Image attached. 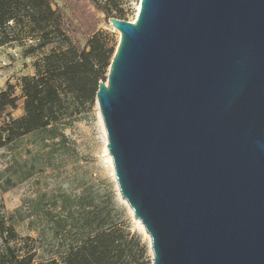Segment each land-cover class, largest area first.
Here are the masks:
<instances>
[{
	"label": "water",
	"instance_id": "water-1",
	"mask_svg": "<svg viewBox=\"0 0 264 264\" xmlns=\"http://www.w3.org/2000/svg\"><path fill=\"white\" fill-rule=\"evenodd\" d=\"M96 101L152 264H264V0H141Z\"/></svg>",
	"mask_w": 264,
	"mask_h": 264
},
{
	"label": "trees",
	"instance_id": "trees-1",
	"mask_svg": "<svg viewBox=\"0 0 264 264\" xmlns=\"http://www.w3.org/2000/svg\"><path fill=\"white\" fill-rule=\"evenodd\" d=\"M86 2L107 20H128L123 0H65L67 10L55 8L53 0H0V46L34 40L24 51L27 56L56 43L34 63L35 74L22 77L24 115L1 123L0 149L39 132H47L49 140L65 142L58 126L72 106L95 104L117 47L99 30V21ZM17 29L25 37L18 36L23 33H16ZM76 31L86 39L85 46L77 40ZM18 100L13 85L0 92V122L8 108L17 107ZM75 207L80 211L77 215L69 207V217L54 223L56 231L66 230L69 218L78 230L64 250L62 264H142L146 248L140 236L116 225L110 213L93 208L87 196L78 198ZM0 238V264H34L35 253L11 245L16 235L3 221Z\"/></svg>",
	"mask_w": 264,
	"mask_h": 264
},
{
	"label": "rangeland",
	"instance_id": "rangeland-1",
	"mask_svg": "<svg viewBox=\"0 0 264 264\" xmlns=\"http://www.w3.org/2000/svg\"><path fill=\"white\" fill-rule=\"evenodd\" d=\"M53 2L55 8L67 10L65 0ZM140 2L123 0L127 21L136 20ZM89 8L96 15L98 28L107 36L109 44L117 47L120 33L102 13L92 6ZM15 32L25 37L20 29ZM76 32L77 40L85 46L86 39ZM34 43V40H27L0 46V92L10 84L19 98L15 109H7L0 126L7 118L17 119L24 115L21 79L33 76L34 63L56 46L53 43L26 56L24 51ZM58 129L64 134L65 142L60 138L49 140L47 132H39L0 149V222L14 230L16 239L11 245L22 252L35 253L34 264H52V261L62 264L64 250L73 242L78 230L69 218L66 230L56 231L54 223L69 217V207L71 213L77 215L80 211L75 202L87 196L93 208L110 213L116 225L140 236L141 245L146 248L142 264H152L150 237L121 199L97 101L94 105L78 103L72 106Z\"/></svg>",
	"mask_w": 264,
	"mask_h": 264
},
{
	"label": "bare ground",
	"instance_id": "bare-ground-1",
	"mask_svg": "<svg viewBox=\"0 0 264 264\" xmlns=\"http://www.w3.org/2000/svg\"><path fill=\"white\" fill-rule=\"evenodd\" d=\"M139 222V221H138ZM140 223V222H139ZM143 227V226H142Z\"/></svg>",
	"mask_w": 264,
	"mask_h": 264
}]
</instances>
